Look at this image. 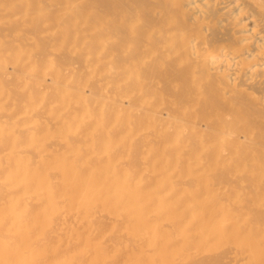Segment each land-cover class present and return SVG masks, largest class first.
I'll return each instance as SVG.
<instances>
[{
	"label": "bare ground",
	"instance_id": "6f19581e",
	"mask_svg": "<svg viewBox=\"0 0 264 264\" xmlns=\"http://www.w3.org/2000/svg\"><path fill=\"white\" fill-rule=\"evenodd\" d=\"M0 264H264V0H0Z\"/></svg>",
	"mask_w": 264,
	"mask_h": 264
},
{
	"label": "rangeland",
	"instance_id": "374dc122",
	"mask_svg": "<svg viewBox=\"0 0 264 264\" xmlns=\"http://www.w3.org/2000/svg\"><path fill=\"white\" fill-rule=\"evenodd\" d=\"M223 245L221 243L203 242L197 243L192 249V252L197 255L220 253Z\"/></svg>",
	"mask_w": 264,
	"mask_h": 264
}]
</instances>
